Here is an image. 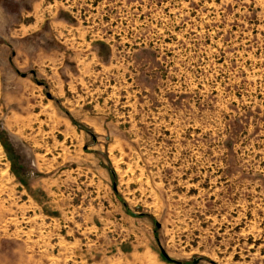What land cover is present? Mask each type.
<instances>
[{
	"label": "rangeland",
	"instance_id": "rangeland-1",
	"mask_svg": "<svg viewBox=\"0 0 264 264\" xmlns=\"http://www.w3.org/2000/svg\"><path fill=\"white\" fill-rule=\"evenodd\" d=\"M0 264H264V0H0Z\"/></svg>",
	"mask_w": 264,
	"mask_h": 264
}]
</instances>
